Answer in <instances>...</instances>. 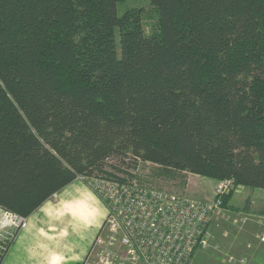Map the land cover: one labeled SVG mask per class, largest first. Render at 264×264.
<instances>
[{"label": "trees", "instance_id": "16d2710c", "mask_svg": "<svg viewBox=\"0 0 264 264\" xmlns=\"http://www.w3.org/2000/svg\"><path fill=\"white\" fill-rule=\"evenodd\" d=\"M124 1L0 0L2 211L139 164L264 190V0Z\"/></svg>", "mask_w": 264, "mask_h": 264}, {"label": "built area", "instance_id": "2783aa9c", "mask_svg": "<svg viewBox=\"0 0 264 264\" xmlns=\"http://www.w3.org/2000/svg\"><path fill=\"white\" fill-rule=\"evenodd\" d=\"M77 180L91 182L106 208L105 237L101 230L92 247L118 251L106 254L103 264H190L194 252L208 247L211 224L230 222L234 214L222 204V198L234 191L231 179L215 182L211 201L177 196L135 179ZM3 217L4 225L17 229L25 225V220L8 212L3 211ZM5 251L0 247V262Z\"/></svg>", "mask_w": 264, "mask_h": 264}, {"label": "crops", "instance_id": "0c3cea01", "mask_svg": "<svg viewBox=\"0 0 264 264\" xmlns=\"http://www.w3.org/2000/svg\"><path fill=\"white\" fill-rule=\"evenodd\" d=\"M228 205L234 210L238 208L231 206L230 202ZM251 208L252 203L248 199L242 209L236 211L252 216ZM262 210L254 214V218L262 221L263 225ZM106 214V208L98 197L82 182L76 180L26 218L24 227L16 232L0 264H83L94 244L93 242L85 255L89 244L84 247L87 243L86 232L98 228L101 232ZM218 224L219 226L213 229L220 228L221 236L225 226H222L224 224L220 221ZM233 229L231 228V231ZM220 236L217 232L218 243ZM223 238L221 236V239ZM87 239L89 240L88 237ZM242 247L244 256L241 260L244 264H264L263 242L256 240L255 243H247Z\"/></svg>", "mask_w": 264, "mask_h": 264}, {"label": "rangeland", "instance_id": "374dc122", "mask_svg": "<svg viewBox=\"0 0 264 264\" xmlns=\"http://www.w3.org/2000/svg\"><path fill=\"white\" fill-rule=\"evenodd\" d=\"M116 9L118 15H122L125 11L130 9L140 10L142 14V26L144 33L148 35L153 30L155 25V14L148 0H125L122 3H119ZM112 163L116 164V161L113 160ZM154 169L155 167L150 164H139L138 168L131 172V174L134 176L136 181L154 189L195 200L211 201L213 199V188L216 184L215 182L190 174L180 175L173 180L155 178L153 176L155 173ZM86 183L87 185L83 184L97 196L96 192L91 187V182L86 181ZM248 199H250L252 203V216L246 215L243 217V212L236 210H241ZM229 202L231 206L238 208H236V210L232 208L228 209L234 214L231 215L230 222H223L224 225L222 226L225 227H223L224 232L222 230L221 236L224 238L221 239L220 228L213 229V227L215 228L219 226V224H211L209 228L210 238L208 241V247L206 249H198L195 252L190 264H244L243 260H241L244 256L242 246L247 243H255L256 240L264 243V241H261L262 238L264 239V228H262L264 224L262 225V221L258 220V218H254V214L264 209V190H251L235 186ZM234 220L237 221L236 224H233ZM4 223H6V220L3 217V211L0 209V247H4L6 249V251L3 252L5 255L16 232L23 227L17 229L14 226H7V224L4 225ZM231 228L234 229L231 231ZM105 232V229H103L100 235L102 238L105 237ZM217 232L220 236L218 237V240H220L219 243L216 238ZM86 233L87 235H85V237L87 243L84 247L86 248L87 244H89L85 251V255H87L95 238L100 232L98 228L97 230L91 229ZM216 245H218V247ZM116 251L118 250L113 249L110 251L109 249L107 250L106 248L96 245L90 249V252L83 264H103L106 254H109V252L114 253ZM101 254L102 257H100ZM4 255L1 257L3 258Z\"/></svg>", "mask_w": 264, "mask_h": 264}]
</instances>
